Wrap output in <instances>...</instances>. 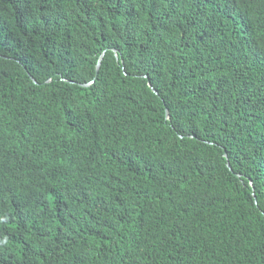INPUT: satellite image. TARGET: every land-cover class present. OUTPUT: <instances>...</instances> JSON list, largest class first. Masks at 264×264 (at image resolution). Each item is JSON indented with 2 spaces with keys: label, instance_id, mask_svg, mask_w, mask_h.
Instances as JSON below:
<instances>
[{
  "label": "trees",
  "instance_id": "trees-1",
  "mask_svg": "<svg viewBox=\"0 0 264 264\" xmlns=\"http://www.w3.org/2000/svg\"><path fill=\"white\" fill-rule=\"evenodd\" d=\"M0 264H264V0H0Z\"/></svg>",
  "mask_w": 264,
  "mask_h": 264
},
{
  "label": "water",
  "instance_id": "water-1",
  "mask_svg": "<svg viewBox=\"0 0 264 264\" xmlns=\"http://www.w3.org/2000/svg\"><path fill=\"white\" fill-rule=\"evenodd\" d=\"M101 59H102V55L99 57L97 65H96V71H98V68L100 66L101 63ZM151 88L155 91V89L151 86ZM166 116H168V111L166 110Z\"/></svg>",
  "mask_w": 264,
  "mask_h": 264
}]
</instances>
